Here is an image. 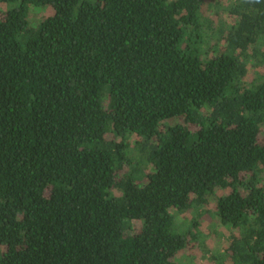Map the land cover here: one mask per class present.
I'll return each mask as SVG.
<instances>
[{
	"label": "trees",
	"instance_id": "16d2710c",
	"mask_svg": "<svg viewBox=\"0 0 264 264\" xmlns=\"http://www.w3.org/2000/svg\"><path fill=\"white\" fill-rule=\"evenodd\" d=\"M0 4V264H264V0Z\"/></svg>",
	"mask_w": 264,
	"mask_h": 264
},
{
	"label": "rangeland",
	"instance_id": "374dc122",
	"mask_svg": "<svg viewBox=\"0 0 264 264\" xmlns=\"http://www.w3.org/2000/svg\"><path fill=\"white\" fill-rule=\"evenodd\" d=\"M229 3L230 0H221L222 8L220 13L226 21H232L231 16L227 12H225V10H223V8H226ZM6 10V5L0 4V15L4 14ZM53 13L54 10L50 7L31 8L29 18L33 25H38L40 24L42 19L53 15ZM258 65L260 69H264V61L259 62ZM219 193L221 194L223 192L220 191ZM200 210L198 212L194 211L184 215H179L177 216V219L179 221H182L186 227H189V225L192 224L193 220L196 219L195 214L197 213L198 215ZM213 220L212 221L215 222L214 224L211 220H209V217L207 215L199 218V222H201L202 224L201 229L206 233L207 236L206 240L204 239V242L206 243L208 250L211 252L210 255L218 254L220 251L223 252L230 241L228 230L224 227H221L216 218H213ZM133 223L136 228H140L142 226L141 221H134ZM220 232H222L223 234H220ZM194 244L195 245H192L189 254L187 253L186 255L182 254L178 256L177 261L179 262V264H209L208 258L201 253L198 244Z\"/></svg>",
	"mask_w": 264,
	"mask_h": 264
}]
</instances>
